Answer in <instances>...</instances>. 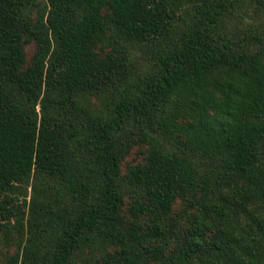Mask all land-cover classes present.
I'll use <instances>...</instances> for the list:
<instances>
[{"label":"trees","instance_id":"obj_1","mask_svg":"<svg viewBox=\"0 0 264 264\" xmlns=\"http://www.w3.org/2000/svg\"><path fill=\"white\" fill-rule=\"evenodd\" d=\"M0 246L264 264V0H0Z\"/></svg>","mask_w":264,"mask_h":264},{"label":"rangeland","instance_id":"obj_2","mask_svg":"<svg viewBox=\"0 0 264 264\" xmlns=\"http://www.w3.org/2000/svg\"><path fill=\"white\" fill-rule=\"evenodd\" d=\"M33 51H34V44L33 43H28L25 45V53H26L27 59H29L31 57ZM137 150H138L137 148H134L131 151V153L127 156V158L125 160L126 163H130V162L136 161L138 159ZM28 192L30 193V189H28ZM0 250L3 251L4 255H5V253L10 254L13 252L14 247L10 246V247L5 248V247L0 246ZM4 258H5V256H4ZM4 258L1 261H3Z\"/></svg>","mask_w":264,"mask_h":264}]
</instances>
